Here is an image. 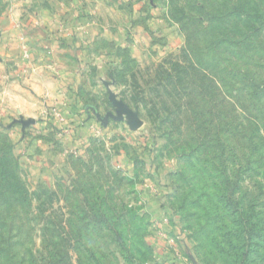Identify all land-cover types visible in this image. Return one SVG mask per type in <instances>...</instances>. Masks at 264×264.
<instances>
[{
	"label": "rangeland",
	"instance_id": "374dc122",
	"mask_svg": "<svg viewBox=\"0 0 264 264\" xmlns=\"http://www.w3.org/2000/svg\"><path fill=\"white\" fill-rule=\"evenodd\" d=\"M73 5L66 32L54 11ZM252 81L264 0H0V253L264 264ZM107 87L141 128L101 121Z\"/></svg>",
	"mask_w": 264,
	"mask_h": 264
},
{
	"label": "water",
	"instance_id": "95a60500",
	"mask_svg": "<svg viewBox=\"0 0 264 264\" xmlns=\"http://www.w3.org/2000/svg\"><path fill=\"white\" fill-rule=\"evenodd\" d=\"M107 88H108V93L110 96V101L113 104V106L116 107L117 115H114L113 113H108V115L106 116L104 120H102L100 116H98L99 119H101V121L104 122V124H107L110 118L121 122L125 120V116H126L128 120V125L130 126L131 130L136 131L139 128H141L143 125V122L139 118V114L131 110V108L126 103L119 101L116 95L109 89V87Z\"/></svg>",
	"mask_w": 264,
	"mask_h": 264
},
{
	"label": "trees",
	"instance_id": "16d2710c",
	"mask_svg": "<svg viewBox=\"0 0 264 264\" xmlns=\"http://www.w3.org/2000/svg\"><path fill=\"white\" fill-rule=\"evenodd\" d=\"M248 84H249V87H248L249 90L253 91L251 92V95H252L251 98L253 101V105H255L256 102H258L259 105L264 104V83L263 85L261 84V82H253V83H248ZM55 257L56 255L49 254L48 260H46L47 263L48 264H69L70 262L69 254L64 256V258L63 257L55 258ZM0 264H14V261L11 255L9 256V254H7L6 256L5 254L0 253Z\"/></svg>",
	"mask_w": 264,
	"mask_h": 264
},
{
	"label": "crops",
	"instance_id": "0c3cea01",
	"mask_svg": "<svg viewBox=\"0 0 264 264\" xmlns=\"http://www.w3.org/2000/svg\"><path fill=\"white\" fill-rule=\"evenodd\" d=\"M54 6H56V5H54ZM70 8H71V10H70ZM70 8L67 9L69 12L66 11V10H63V9H58L57 7H56V9L54 11V12H56L58 14V16L60 18H62V21H61L62 24H61V26L64 29L66 28L65 29L66 32H69V30H72L74 28H79L78 26H76L73 23H71V21L74 22L75 17L80 16V8H79V5H77V6L73 5L72 7L70 6ZM7 29H8L7 31H10V32L15 31V29H9V28H7ZM71 34H72V32H71ZM77 34H78V32H77ZM29 59H31L30 62L32 63V58H29Z\"/></svg>",
	"mask_w": 264,
	"mask_h": 264
},
{
	"label": "built area",
	"instance_id": "2783aa9c",
	"mask_svg": "<svg viewBox=\"0 0 264 264\" xmlns=\"http://www.w3.org/2000/svg\"><path fill=\"white\" fill-rule=\"evenodd\" d=\"M25 57L28 59L30 58V56L27 53H25Z\"/></svg>",
	"mask_w": 264,
	"mask_h": 264
}]
</instances>
